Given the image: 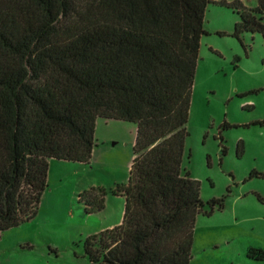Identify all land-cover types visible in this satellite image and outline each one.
<instances>
[{"label": "trees", "instance_id": "trees-1", "mask_svg": "<svg viewBox=\"0 0 264 264\" xmlns=\"http://www.w3.org/2000/svg\"><path fill=\"white\" fill-rule=\"evenodd\" d=\"M211 1L0 0V238L38 215L50 161L90 164L97 120L115 119L137 126L128 181L114 190L124 214L86 238V256L191 264L198 216L224 207V198L205 203L183 167ZM227 5L240 17L236 37L264 36V0ZM106 194L82 193L86 212L102 211Z\"/></svg>", "mask_w": 264, "mask_h": 264}, {"label": "rangeland", "instance_id": "rangeland-1", "mask_svg": "<svg viewBox=\"0 0 264 264\" xmlns=\"http://www.w3.org/2000/svg\"><path fill=\"white\" fill-rule=\"evenodd\" d=\"M234 1L207 6L193 86L183 167L205 203L224 198V207L198 216L191 264H264L248 257L264 250V36L234 35ZM136 133L135 123L99 118L90 164L51 160L38 215L2 233L0 264H92L84 242L122 220L114 190L128 181ZM93 187L106 190L105 208L88 213L80 196Z\"/></svg>", "mask_w": 264, "mask_h": 264}, {"label": "crops", "instance_id": "crops-1", "mask_svg": "<svg viewBox=\"0 0 264 264\" xmlns=\"http://www.w3.org/2000/svg\"><path fill=\"white\" fill-rule=\"evenodd\" d=\"M95 150V149H94ZM95 154V151H94V153H93V155ZM131 168V167H130ZM124 214V213H123ZM123 218V217H122ZM122 221V220H121ZM121 221L120 222H118V223H115V224H111V225H109V226H107V228H112V227H114V226H116V225H118V224H120L121 223ZM106 228V229H107Z\"/></svg>", "mask_w": 264, "mask_h": 264}]
</instances>
